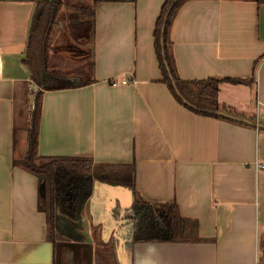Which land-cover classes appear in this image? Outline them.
Wrapping results in <instances>:
<instances>
[{
	"label": "crops",
	"instance_id": "crops-1",
	"mask_svg": "<svg viewBox=\"0 0 264 264\" xmlns=\"http://www.w3.org/2000/svg\"><path fill=\"white\" fill-rule=\"evenodd\" d=\"M91 1L95 27L79 23L91 52L77 68L92 57L93 80L45 89L38 152L133 162L135 185L95 177L49 234L40 180L14 164L32 114L18 131V103L32 109L40 87L26 62L38 4L0 0V264H264V2L187 0L171 29L179 75L221 79L220 103L247 122L195 112L163 81L154 29L165 0ZM137 201H176L192 235L135 240L126 212Z\"/></svg>",
	"mask_w": 264,
	"mask_h": 264
},
{
	"label": "trees",
	"instance_id": "trees-1",
	"mask_svg": "<svg viewBox=\"0 0 264 264\" xmlns=\"http://www.w3.org/2000/svg\"><path fill=\"white\" fill-rule=\"evenodd\" d=\"M36 1L38 6L30 29L26 62L35 68L31 53H38L41 67L35 68L34 77L39 80L40 87L34 93L31 121L28 126L27 153L22 158L14 159V164L20 165L38 176L41 186L44 187V195L41 194L42 197L40 198V207L46 212L49 234L54 237L57 233L56 213L58 204H61L68 212H74L77 208L78 199L91 191L94 178L97 176L135 185L136 167L133 162L94 164L93 158L90 156L39 154V123L45 89L67 87L75 84L73 80L76 78L75 76L63 80L58 76H54V73L69 76L71 73L77 72V74H80V83H89L93 80L95 61L91 57L84 65L72 72L67 71L64 73L59 69H55L49 56V49L51 48L49 39L64 0ZM99 1L122 0H94V2ZM186 1L165 0L156 21L154 45L163 81L168 83L180 102L195 112L213 114L206 109L231 111L223 106L218 98L221 79L213 77L184 79L179 75L173 52L171 29L179 9ZM256 1L264 2V0ZM74 9L78 11L83 19L89 20L92 28L95 27V8L93 4L74 5ZM163 25H165L164 30L162 29ZM33 48L35 49L32 50ZM167 64L170 67L172 76ZM178 90L183 96L178 94ZM184 97L196 107L186 103ZM216 115L220 116V114ZM126 215L131 218L135 240L179 241L186 239V236L188 239L192 235L195 226L194 221L191 224L192 220L182 216L176 201H137L133 209L126 212ZM261 248L264 249L263 239ZM102 257L103 253L100 249L98 258L101 259Z\"/></svg>",
	"mask_w": 264,
	"mask_h": 264
},
{
	"label": "rangeland",
	"instance_id": "rangeland-1",
	"mask_svg": "<svg viewBox=\"0 0 264 264\" xmlns=\"http://www.w3.org/2000/svg\"><path fill=\"white\" fill-rule=\"evenodd\" d=\"M63 5L59 9V13L56 19V23L53 26L51 36L49 39V43L51 48L49 49V56L51 60V64L55 67V69H59L62 72H72L77 68V61L79 62L83 56H89L91 52V39L90 36H86L87 39L82 41L84 36L82 26L79 25L80 21L83 19L81 15H79L78 11L74 9V5H80L82 3L94 4L91 0H64ZM72 3V4H71ZM35 22V21H34ZM80 30V33H79ZM74 33V34H73ZM91 33V31H90ZM33 48L32 50H34ZM32 61L35 63L36 69L41 67L38 53H31ZM82 62V61H81ZM77 72L71 73L69 76L62 74L58 75L57 72L54 73V76H58L63 80H68L72 76H75ZM78 77V76H77ZM61 80V81H63ZM64 82V81H63ZM22 102V101H21ZM18 103V122H16V127L18 131H22L25 126V122H23L22 117L27 116L32 112L30 109L31 102L30 98H27V104ZM31 110V111H30ZM88 193L82 195L83 198L87 196ZM105 205L101 206V209H104ZM57 213L59 209L63 208L61 204H58ZM59 215V213H58ZM58 230L64 232L65 234H73L74 232L67 231L65 229L60 228V223L57 218Z\"/></svg>",
	"mask_w": 264,
	"mask_h": 264
},
{
	"label": "water",
	"instance_id": "water-1",
	"mask_svg": "<svg viewBox=\"0 0 264 264\" xmlns=\"http://www.w3.org/2000/svg\"><path fill=\"white\" fill-rule=\"evenodd\" d=\"M175 1H177V0H175ZM166 18H167V15H166ZM164 26L165 25H163V27H162L163 30H164ZM167 67H168V69L170 71V67H169L168 64H167ZM170 75L172 76L171 71H170ZM178 94L181 95V96H183L182 93L179 90H178ZM184 101L186 103H189L190 105L196 107L193 103H191L190 101H188L185 97H184ZM206 110L209 111V112H214V113L221 114V115H224V116H227V117H231V118H235V119H240V120H243V121L245 120L247 122H252L248 118H244V117L238 116V115L236 116V114L230 113V112H228L227 110H224V109H219V110L206 109ZM41 194L44 195V187L43 186L41 187Z\"/></svg>",
	"mask_w": 264,
	"mask_h": 264
},
{
	"label": "built area",
	"instance_id": "built-area-1",
	"mask_svg": "<svg viewBox=\"0 0 264 264\" xmlns=\"http://www.w3.org/2000/svg\"><path fill=\"white\" fill-rule=\"evenodd\" d=\"M129 80H128V78H122L121 80H117V79H115V78H111L110 79V83L111 84H113V85H116V84H118V83H127ZM263 165V164H262Z\"/></svg>",
	"mask_w": 264,
	"mask_h": 264
}]
</instances>
